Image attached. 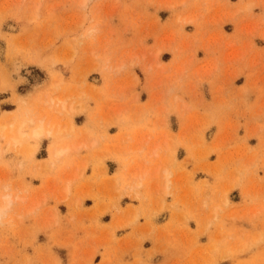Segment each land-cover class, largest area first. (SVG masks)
Masks as SVG:
<instances>
[{
	"label": "rangeland",
	"instance_id": "obj_1",
	"mask_svg": "<svg viewBox=\"0 0 264 264\" xmlns=\"http://www.w3.org/2000/svg\"><path fill=\"white\" fill-rule=\"evenodd\" d=\"M0 44V193L14 199L0 264H264V0H0ZM24 108L54 131L39 142L27 122L17 138ZM92 110L115 117L106 126L147 112L138 127L158 131L173 115L179 131L156 144L172 202L86 176L90 133L74 117ZM53 144L63 152L48 159ZM125 194L142 204L122 207Z\"/></svg>",
	"mask_w": 264,
	"mask_h": 264
},
{
	"label": "crops",
	"instance_id": "obj_2",
	"mask_svg": "<svg viewBox=\"0 0 264 264\" xmlns=\"http://www.w3.org/2000/svg\"><path fill=\"white\" fill-rule=\"evenodd\" d=\"M231 33V31H228ZM168 52H163L161 59L163 62L167 63L171 58L165 59L164 55ZM138 72V71H137ZM139 73V72H138ZM141 78V84L137 87L138 99L142 108L149 106V93L144 88V73H139ZM239 80V81H238ZM246 82L245 78H237L234 82L237 86H242ZM151 98V97H150ZM95 106V104H91ZM108 113L98 112V111H86L85 113L77 114L74 119L78 127H84L85 130L90 133V141L88 150L84 151L85 155H92V158L87 159V169L86 176L91 181H96L98 174H106L108 177L117 178L122 183L127 181L133 182L135 185L139 184L140 191L146 190L144 195L147 197L148 201H151V197L148 194V189L155 187L158 190L156 197L160 199V202H172V198L169 195H163L162 191L166 188L168 183L172 181L173 175L175 174L172 167L166 163V161L160 155L162 149V143L157 144V135H166L170 132H178L179 127H174L172 125L173 115H169L170 124L168 127L163 128V131L155 127H150L149 125L145 128L138 127V123H145L144 118L148 116L147 112H144V117L141 119H134L128 123H107V119L115 118L113 115H107ZM162 136V135H161ZM158 137V139L162 137ZM45 140V139H44ZM43 140V141H44ZM54 146V144H53ZM138 146L135 152L132 150L134 147ZM118 148V153L114 154L113 151ZM133 148V149H132ZM131 150V151H130ZM177 160L176 162H181L184 159L183 147H178L177 150ZM101 153H107L105 157H101ZM49 159V158H48ZM177 163V165H178ZM179 169H182L178 165ZM98 171H100L98 173ZM98 173V174H97ZM166 175V180L162 179ZM156 175V176H155ZM104 177V176H103ZM155 177V178H154ZM205 176L197 174L195 180L199 182L204 180ZM170 184V183H169ZM164 187V188H163ZM86 208H90L94 204V200L91 198H86ZM122 207L127 205L140 206L142 204L136 199L129 197L125 194L122 196L120 201ZM62 214H67L68 210L60 208ZM89 212V211H88ZM165 215L163 219L161 216ZM159 218L156 219L159 225L165 224L170 218V212L164 211L163 214L160 213ZM112 219V210L104 211L100 216V221L103 224H107ZM140 221H143L142 219ZM131 228L125 227L122 234L129 232ZM64 259V257H63Z\"/></svg>",
	"mask_w": 264,
	"mask_h": 264
},
{
	"label": "bare ground",
	"instance_id": "obj_3",
	"mask_svg": "<svg viewBox=\"0 0 264 264\" xmlns=\"http://www.w3.org/2000/svg\"><path fill=\"white\" fill-rule=\"evenodd\" d=\"M10 25H11V24H10ZM9 27H10V26H9ZM2 50H3V46L0 44V54L2 53ZM0 56H1V55H0ZM134 78H135V77H134ZM61 99H62V101H61ZM61 99H59L58 102H61L62 109H63L64 106H66V101H64L65 99H63V98H61ZM63 101H64V102H63ZM62 102H63V103H62ZM69 102H70V101H68V104L70 105ZM20 103H21V102H20ZM64 104H65V105H64ZM68 104H67L68 107L66 106L64 109H66V108H71V107L73 108V110L76 109V108L73 107L72 103H71V107H69ZM21 105H22V104H21ZM21 105H20V106H21ZM24 105H26V104H24ZM18 107H19V106H18ZM18 107H17V108H18ZM22 107H23V106H22ZM17 108H16V109H17ZM20 108H21V107H20ZM24 109H25V108H24ZM26 110H27V111H26ZM28 110H29V109H25V111H26L27 114L30 116V118H29L27 115L25 116V119H22V117H21L22 120H20V123H21V121H22L23 123H22V124H18V123H17V124H15L16 126L14 125V126H15V127H14L15 129H14V130H16L15 132L19 134V137L17 136L16 133H15V134H16V135H15V139L13 138V137H14L13 135H10V136L7 135V136H9V138L11 137V138H13L15 141H17L16 143H18V139H17V138H20V139H21V135H22L21 133H22V130H20V129H23V132H24V128H23V126H24V124L27 123V122L35 123L34 128L29 127V129H30V128L32 129V131L30 130V131H31V132H30V133H31L30 136H33V135H34V138H36L37 141H39V140L43 137V135H46V136H47V134L50 133V131H48V129H49L48 127L52 128L53 131H54V128L52 127V124H53V123L51 122V124H49L50 121H51V120H50L51 118H49V120H50V121H49V120H47V119H48L47 117H45V116L43 117V116H42V118L38 119V121H37V120H33V117L31 118V115L29 114L30 112H29ZM69 110H70V109H68L67 111L69 112ZM73 110H72V111H73ZM16 111H17V110H16ZM25 111H24V112H25ZM65 111H66V110H65ZM17 112H18V111H17ZM28 112H29V113H28ZM24 114H25V113H24ZM32 114H33V113H32ZM21 115H22V112H21ZM13 116H14V115L12 114L11 118H12ZM18 117H19V116H18ZM27 117L29 118L28 120L26 119ZM8 118L10 119V116L7 117V120H8ZM13 118L15 119V117H13ZM13 118H12V119H13ZM34 118H35V117H34ZM44 118H47V119H46V120H47V123H46V124L44 123ZM12 119H11V121H12ZM7 120H6V118H5L4 121H5V122H9V120H8V121H7ZM25 120H26V121H25ZM0 121H2V118L0 119ZM4 121H2L1 124H2ZM13 121H15V120H13ZM13 121H12V123H13ZM45 122H46V121H45ZM48 122H49V123H48ZM12 123H10V128L12 127V125H13L15 122H14L13 124H12ZM44 124H45V125L49 124L50 126L47 125L48 127H44V126H45ZM59 124H60V123H59ZM4 125H6V123H5ZM7 125H8V124H7ZM22 125H23V126H22ZM28 125H29V124H27V126H28ZM54 125H55V124H54ZM54 125H53V126H54ZM17 126H18V129H17ZM29 126H30V125H29ZM59 126H60V125H59ZM21 127H22V128H21ZM57 127H58V126H57ZM60 127H61V126H60ZM8 128H9V127H8ZM10 128L8 129L9 131L7 130V131H8V134H11V133H12V132H10V131H11ZM47 128H48V129H47ZM55 128H56V125H55ZM58 128H59V127H58ZM46 129H47V130H46ZM18 130H19V131H18ZM49 130H51V129H49ZM27 131H29V130H27ZM13 132H14V131H13ZM19 132H21V133H19ZM51 132H52V131H51ZM53 133H54V132H53ZM20 134H21V135H20ZM25 134H27V132H26ZM32 134H33V135H32ZM51 135H53V134H51ZM16 136H17V138H16ZM11 138H10V140H12ZM32 138H33V137H32ZM34 138H33V139H34ZM14 140H13V142L15 143ZM39 142H40V141H39ZM11 144H12V143H11ZM34 149H35V148H34ZM34 149H33V150H34ZM64 149L66 150V147H65V148L63 147V150H64ZM65 150H64V151H65ZM61 152H63L61 148H55V147L52 145V147H51V156L49 157V159L52 158V157H54L55 155H56V156L59 155ZM54 160H55V159H54ZM47 163H48V164H49V163L52 164V162H47ZM160 175H162V174H160ZM155 176H156V175H155ZM164 176H165V177H164ZM164 176L162 175V179H163V177H164V179L166 178V175H164ZM154 178H155V177H154ZM165 180H166V179H165ZM168 184H169V183H168ZM167 186H168V185H167ZM167 186H166V187H167ZM163 188H164V187H163ZM5 191H8V192H9L8 189L5 190ZM5 191H2L3 193H2V192L0 193V219L3 217V215H4V214L6 213V211L9 209V207L11 206V204H12V202H13V200H14V199L12 198V195H11L12 193H10V192H9V193H8V192L5 193ZM225 201H227V200H225Z\"/></svg>",
	"mask_w": 264,
	"mask_h": 264
}]
</instances>
